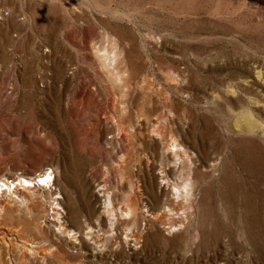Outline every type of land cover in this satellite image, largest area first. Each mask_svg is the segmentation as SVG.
Returning a JSON list of instances; mask_svg holds the SVG:
<instances>
[{
  "label": "rangeland",
  "instance_id": "374dc122",
  "mask_svg": "<svg viewBox=\"0 0 264 264\" xmlns=\"http://www.w3.org/2000/svg\"><path fill=\"white\" fill-rule=\"evenodd\" d=\"M0 4V178L49 167L62 190L59 214L46 187L0 194L1 261L264 264V0ZM168 154L173 178L213 173L202 203L165 209ZM104 184L119 210L135 192L137 224Z\"/></svg>",
  "mask_w": 264,
  "mask_h": 264
},
{
  "label": "bare ground",
  "instance_id": "6f19581e",
  "mask_svg": "<svg viewBox=\"0 0 264 264\" xmlns=\"http://www.w3.org/2000/svg\"><path fill=\"white\" fill-rule=\"evenodd\" d=\"M157 36V35H156ZM157 39V38H156ZM126 42V41H125ZM103 43V42H102ZM131 43V42H130ZM119 45V44H118ZM114 51V50H113ZM128 52V51H127ZM103 54L109 58L110 60L114 61V59L112 58L111 56V51L108 49V48H105ZM117 55V53H116ZM117 57V56H116ZM114 57V58H116ZM159 61V60H158ZM114 63V62H113ZM190 86V85H189ZM262 102V101H261ZM233 112V111H232ZM174 134V133H173ZM170 136V135H169ZM178 139V138H177ZM171 141H174L172 142L171 145H169V149H168V152L170 151V149L172 150V147L174 146L175 148L177 147V141L176 139L174 138V135L171 136ZM232 142V141H231ZM180 145V144H179ZM180 148V147H179ZM183 149V147H182ZM177 150V149H176ZM167 152V153H168ZM166 153V154H167ZM170 153V152H169ZM173 153V152H172ZM176 155L178 156L177 152H175ZM185 154V153H184ZM165 155V154H164ZM187 155V153H186ZM156 156V155H155ZM181 156V155H180ZM183 157H186V156H183ZM124 156H121V159L122 161H125L124 159ZM181 158V157H179ZM155 159V158H154ZM163 159V158H162ZM165 165L164 166H160V170L162 172V175H163V179L165 181V184L167 186H173L175 187V192H172L173 195H170V193H167V192H163L165 193V196L167 197L166 200H165V209L168 210L169 212H174V210L176 209L175 205L177 206H181L185 201L186 202H189L191 205H194V204H200L202 203L203 199H204V196L207 194V192L210 190V184H211V181L213 179V173H203V177L206 179V181L203 183V181H200V178H199V174H198V170L197 168L195 167V169H192L191 171H188L187 170V160L186 161H181L179 166H176L178 167L177 168V177L176 178H173L171 176V173L173 172H176L174 170V168H170V165L173 163L170 162V154L167 155V158L165 157ZM186 159V158H184ZM189 159V158H188ZM153 161H156V160H153ZM178 161V159H177ZM190 161V160H188ZM149 162V161H148ZM152 162V161H150ZM193 162V161H192ZM220 163V162H219ZM129 163L125 162V165H128ZM161 164H163V161L161 162ZM175 165H177L176 163H174ZM130 165V164H129ZM132 165V164H131ZM157 165V164H156ZM155 165V166H156ZM154 166V163H148V167L151 168V170L155 169L156 167ZM169 166V167H168ZM192 166V165H191ZM190 167V165H189ZM194 167V166H193ZM218 167V165H217ZM133 168H135V166H133ZM131 168V166L129 167L130 171H129V179H128V183L130 185L133 184V181H132V176L131 174L133 173L134 174V169ZM192 168V167H191ZM128 169V170H129ZM201 169V168H200ZM216 169V168H215ZM214 169V170H215ZM137 170H142L141 167H137ZM152 170V171H153ZM169 170V171H168ZM54 171V170H53ZM52 170L49 171V167H46L45 169L41 170L40 172H38L37 174H35L34 176H23V175H18L17 177L13 178V179H10L9 177H2L0 178V180L4 181L5 182V185L4 187L0 186V191L2 193H6V192H10V194L12 195H15L14 197H16L19 201L25 199V198H22L20 197L18 194H16L18 192L19 189H24L26 191H28V189H33V188H36V189H42L44 187H46L47 189H51V193L52 195L54 196V194H57L56 197H53L52 202H51V209H52V213H57L59 214L58 212L55 211V209H61L62 207L60 205H58V202H56L55 199H59L61 198V191L60 189L57 190V188L54 186V175L52 174L53 173ZM138 173V172H137ZM192 173H194L192 175ZM223 174V173H222ZM175 177V176H174ZM172 178V179H171ZM207 182V183H206ZM141 183L138 182L137 183V186L140 187ZM190 186V188H188ZM45 188V189H46ZM103 188H105V200H104V206H105V210L106 212L108 213V215L110 217H112L111 219H116L117 218V215L119 214V211H121V215H123L124 217L122 219L124 220H129L131 224H137L140 220L138 218V215H137V210H138V203H137V200L135 198L134 195H132L133 193L135 194V192H133L132 190V194H130V197L126 199V201L124 202V204L126 205V209L122 210L120 209L119 210V207L115 206L114 205V201H113V194H112V191L109 190V188H106V185L104 184L103 185ZM133 189V188H132ZM141 190V188H139ZM186 189V194H185V190ZM191 191V192H190ZM191 193V197L189 198L187 194ZM3 195V194H2ZM172 196V198L170 197ZM50 198V197H49ZM161 199H162V195L160 193H156L155 194V202L157 204H159L161 202ZM1 201V200H0ZM2 202V201H1ZM63 202V200H62ZM189 204V205H190ZM6 205V203H5ZM3 206V205H2ZM196 206V205H195ZM0 207H1V203H0ZM6 207V206H5ZM183 209H186V207H184L182 205ZM191 207V206H189ZM4 208V207H3ZM194 208V207H193ZM5 209V208H4ZM54 209V210H53ZM192 209V208H191ZM177 210V209H176ZM179 211V210H178ZM1 212V211H0ZM167 212V211H166ZM139 213V212H138ZM160 213V212H159ZM61 214V213H60ZM171 214V213H170ZM151 215V214H150ZM163 215V214H161ZM58 216V215H57ZM161 217V216H160ZM180 217V216H179ZM55 218V217H53ZM59 218V217H58ZM152 218L154 219H159V216L158 215H153ZM162 218V217H161ZM60 219V218H59ZM119 219V217H118ZM117 219V220H118ZM126 220V221H127ZM161 220V219H160ZM2 221V217L0 216V223ZM155 221V220H154ZM160 222V221H159ZM169 226V225H168ZM60 227H63V229H65V226L64 224H60ZM59 227V228H60ZM168 228V227H167ZM62 229V228H61ZM66 233L68 234H71L72 233V236H74V232L73 230H68ZM3 232H0V235H2ZM24 241V240H23ZM25 242V241H24ZM23 242V244H24ZM13 243V242H12ZM27 248H28V251L34 255H37V252H38V249H35L37 247V244L33 243V242H26L25 243ZM16 247V246H15ZM62 256V255H61ZM64 256V255H63ZM17 258V257H16ZM19 258V256H18ZM22 258V257H21ZM25 258V257H24ZM36 258V257H35ZM65 258V257H64ZM60 259V258H59ZM63 259V258H62ZM2 259H0V264H5V262L1 261ZM17 260V259H16ZM25 260V259H24ZM23 260V261H24ZM18 261V260H17ZM53 261V260H52ZM26 263V262H25ZM52 264H63V262L61 260H54L52 262ZM65 264V263H64Z\"/></svg>",
  "mask_w": 264,
  "mask_h": 264
},
{
  "label": "built area",
  "instance_id": "2783aa9c",
  "mask_svg": "<svg viewBox=\"0 0 264 264\" xmlns=\"http://www.w3.org/2000/svg\"><path fill=\"white\" fill-rule=\"evenodd\" d=\"M9 16H10V10L6 6L0 4V22L8 18ZM0 186L2 187L6 186L5 182L0 180ZM1 193L2 192L0 191V194Z\"/></svg>",
  "mask_w": 264,
  "mask_h": 264
}]
</instances>
